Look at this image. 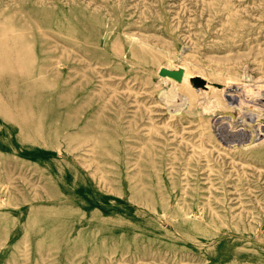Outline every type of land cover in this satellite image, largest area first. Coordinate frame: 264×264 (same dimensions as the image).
<instances>
[{"label": "rangeland", "instance_id": "rangeland-1", "mask_svg": "<svg viewBox=\"0 0 264 264\" xmlns=\"http://www.w3.org/2000/svg\"><path fill=\"white\" fill-rule=\"evenodd\" d=\"M263 93L264 0H0V264H264Z\"/></svg>", "mask_w": 264, "mask_h": 264}, {"label": "water", "instance_id": "water-1", "mask_svg": "<svg viewBox=\"0 0 264 264\" xmlns=\"http://www.w3.org/2000/svg\"><path fill=\"white\" fill-rule=\"evenodd\" d=\"M182 75H183L182 72L170 71L167 69H162L159 72L160 77L169 78V79H172L178 83H180L182 81ZM190 81L192 83V86L196 89H198V88L202 89L206 85V82L201 78H193V79H190ZM214 86L219 87L218 85H214Z\"/></svg>", "mask_w": 264, "mask_h": 264}, {"label": "bare ground", "instance_id": "bare-ground-1", "mask_svg": "<svg viewBox=\"0 0 264 264\" xmlns=\"http://www.w3.org/2000/svg\"><path fill=\"white\" fill-rule=\"evenodd\" d=\"M263 94H264V93H263ZM262 98H263V97H262ZM245 99H247V101H251V102H252V100H253L251 97H248V95H247V97H245ZM260 99H261V98H260ZM248 103L251 104L250 102H245V101H244L243 104H240L239 106H238V105H237V106H238L239 109H240L241 107L243 108V106H244V107H246V109L249 110V111H257V109L261 110V107L263 106V105H262L263 103H262V104L258 105L256 108H252V107L248 106ZM259 103H260V102H259ZM254 115H256V114H254ZM254 115L252 114L251 117L254 116ZM255 117H256V116H255ZM247 119H248V118H247ZM256 119H259V118H256ZM263 119H264V118H263ZM239 122H240V121H239ZM241 124H242V123H241Z\"/></svg>", "mask_w": 264, "mask_h": 264}]
</instances>
